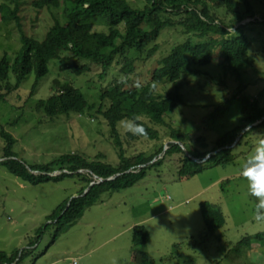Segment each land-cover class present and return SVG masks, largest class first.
<instances>
[{"label":"rangeland","instance_id":"obj_1","mask_svg":"<svg viewBox=\"0 0 264 264\" xmlns=\"http://www.w3.org/2000/svg\"><path fill=\"white\" fill-rule=\"evenodd\" d=\"M31 1L20 0L18 3L19 28L14 21L3 23L0 20V59L5 55L12 60L19 52L18 29L41 41L54 19L62 20L61 10L37 11ZM126 1L136 9H142L146 3L145 0ZM4 3L10 9L14 8V0H0V4ZM251 4L254 16L241 24H245L243 34L250 44L248 56L253 61V69L244 67L237 82L230 74L223 73L222 55L215 51L209 64L192 68L199 72L198 75L185 74L177 80L184 103L166 114L164 126L140 118L157 130L158 140H130L126 133L131 131V122L118 123L117 133L125 156L156 155L160 147L166 150L172 142L169 128L188 134L187 144L191 148L210 151L218 137L238 126L241 117L238 98L253 100L264 87V2L253 0ZM215 12L224 21L231 19L221 9ZM91 25L97 32L107 31L101 15L92 19ZM118 29L122 31L123 25ZM233 31L230 29V34ZM209 38L183 33L177 25L164 29L156 40V53L143 61L134 60L133 72L128 77L121 71L123 62L120 58L103 72L98 65L62 53L49 61L48 73L37 82L32 95L33 76H29L0 101V131L13 137L12 151L16 160L26 166L47 164L67 153L80 154L88 160L100 155L102 161L114 166L118 163L117 150L100 115L86 110L80 116L71 113L49 120L42 111L36 110V103L48 98L54 87L69 84L96 108L102 89L121 80H126L129 88L142 86L149 81L160 59L175 45L186 40L192 44L204 43ZM80 66H87L88 71L76 75L74 69ZM9 82L13 83L11 76ZM172 88L170 83L158 85L156 94L165 95ZM237 94L239 97L221 117H209L216 105ZM106 106L104 102L103 108ZM256 134H264V130L255 129L232 145L233 160L230 163L206 168L188 180L177 179L181 155L171 154L161 159L164 154L161 152L152 160L160 164L147 169L142 180L128 189L104 193L97 204L86 209L82 217L60 233L52 244L55 229H47L32 255L19 264H31L45 248L47 251L34 264H134L131 232L135 225H141L149 232L145 252L153 264H264V245L253 244L248 251L241 250L238 255L231 251L242 238L264 232V223L253 218L254 198L247 194V182L240 174L256 144ZM2 147L0 137V157ZM81 173L89 175L85 171ZM83 184L80 177H65L35 185L20 180L0 166V251L11 254L25 249L35 237V231L46 223V217L61 202L77 197ZM201 202L214 205L225 220L224 226L207 239L199 211ZM191 238L197 242L193 246L190 245ZM187 258L193 263H184Z\"/></svg>","mask_w":264,"mask_h":264},{"label":"trees","instance_id":"obj_2","mask_svg":"<svg viewBox=\"0 0 264 264\" xmlns=\"http://www.w3.org/2000/svg\"><path fill=\"white\" fill-rule=\"evenodd\" d=\"M19 1L14 0L13 9L5 3L0 4L1 22L14 21L16 26L20 27L17 16ZM251 1L253 0H145L146 3L142 9L133 8L126 0L31 1V6L37 11L61 10L62 20L54 19L41 41L26 36L18 29L21 45L19 52L12 60L5 55L0 59V101L7 94L15 91L29 76H33L30 91L32 95L37 82L47 75L49 61L57 59L65 52L76 60L100 66L103 72L120 58L123 62L121 71L125 77H128L133 72L134 60L143 61L156 53L158 49L156 40L164 29L177 25L183 33L210 38L204 43L192 44L186 40L175 45L165 57L160 59L149 81L142 86L129 88L126 80H121L112 83L110 88L102 89L99 94L100 103L96 108L89 105L83 94L69 84L54 87L48 98L36 103V110L42 111L49 120L69 116L71 113L80 116L86 110L100 115L108 126L112 144L117 150L118 163L114 166L102 161L100 155L93 160H88L76 153L63 154L47 164L26 166L16 160L12 151L15 143L13 137L3 130L0 131V137L3 140L0 157L3 160L0 166L9 174L35 185L46 181H59L65 177H80L84 183L77 197L61 202L46 217V223L35 231V237L25 249L12 251L11 254L0 251V264H19L27 256L32 255L42 234L51 227L55 230L50 244L54 243L57 236L73 226L86 209L101 200L104 193L134 186L146 176L147 169L160 164L152 160L156 155L161 154L163 151L161 147L156 151V155L125 156L116 128L119 122L126 120L131 122V131L126 133L130 140L138 138L158 140L157 130L140 118H145L153 125H165L166 114L184 103L177 86V80L181 76L198 75L199 72L192 68L209 64L215 51L222 55L220 65L223 73L230 74L237 82L244 67L253 69V61L248 56L250 44L243 34L245 24H241L243 20L254 16ZM259 1L264 2V0ZM219 9L224 11V15H230L231 19L228 22L217 16L215 10ZM99 15L107 26L106 32H97L92 29L91 21ZM262 23L264 24V20ZM120 25H123L122 31L118 29ZM230 29L234 30V36L230 34ZM87 71V66L74 69L76 75ZM10 76L13 78L12 84L9 82ZM165 83L172 84V91L165 95L156 94L158 85ZM238 97L239 94L216 105L209 117H221L231 102ZM238 100L241 104L238 126L218 137L210 151L191 148L187 144L190 138L188 134L169 128V137L172 142L168 144L161 159L171 154L181 155L177 168L178 180H188L206 168L230 163L233 160V148L230 146L243 129L248 128L242 134V139L255 129L264 130V87L257 93L255 99L249 100L240 96ZM104 102L107 106L103 108ZM256 122L259 123L254 125ZM197 140L202 139L197 138ZM173 142L181 143L186 153L192 158L186 156L185 152ZM202 146H205L204 143ZM216 150L219 151L202 163L193 160L201 161L207 154ZM30 171L38 172L39 175L34 176ZM55 171L59 172L57 176H49ZM78 171L90 172L103 180L110 177L114 179L96 183V180L91 178V174L84 175ZM91 182L95 183L88 188ZM199 211L205 227L206 239L224 226V217L214 205L201 202ZM199 239L201 240V237ZM149 240V232L143 226L132 227L131 259L134 264H153L145 252V246ZM195 243L197 242L191 238L190 245L193 246ZM253 244L261 247L264 245V232L242 238L231 251L238 255L241 250L248 251ZM45 249L35 256L31 264H34V261L47 251ZM187 262L193 263L191 258L185 259L184 263Z\"/></svg>","mask_w":264,"mask_h":264},{"label":"clouds","instance_id":"obj_3","mask_svg":"<svg viewBox=\"0 0 264 264\" xmlns=\"http://www.w3.org/2000/svg\"><path fill=\"white\" fill-rule=\"evenodd\" d=\"M256 137V144L242 165L240 174L247 182V194L254 198L253 218L258 223H264V134H256Z\"/></svg>","mask_w":264,"mask_h":264},{"label":"water","instance_id":"obj_4","mask_svg":"<svg viewBox=\"0 0 264 264\" xmlns=\"http://www.w3.org/2000/svg\"><path fill=\"white\" fill-rule=\"evenodd\" d=\"M264 119V118H263ZM260 122V121H259ZM259 122H256L254 125H257ZM246 129H248V128H246ZM246 129H243L241 132H240V134L238 135V137L236 138V140L234 141V143L233 144H235L236 143V141L237 140H239L240 138H241V136H242V134L244 133V131L246 130ZM174 144H176V145H178L181 149H182V151H184L185 152V150H184V147L182 146V144L181 143H179V142H173ZM232 144V145H233ZM232 145L230 146V147H232ZM225 148V147H224ZM165 150L163 149V151L162 152H164ZM217 151H219V150H216V151H214V152H212V153H209V154H207L206 156H205V158L203 159V160H201V161H197V160H195V159H193L195 162H198V163H202V162H204L206 159H208L211 155H213V154H215ZM185 155L186 156H188L189 158H192L190 155H188L186 152H185ZM0 162H1V160H0ZM29 170V169H28ZM79 173L80 172H83V171H78ZM89 174H91L90 172H88ZM92 175V174H91ZM50 176H55V175H50ZM117 176V175H116ZM92 178H93V180H96V183H102L103 181H109V180H112V179H114V177H110V178H108V179H105V180H103V179H101V178H97L96 176H93L92 175ZM94 183L95 182H91L90 184H89V186H88V188L89 187H91L92 185H94ZM86 191V190H85ZM68 206V203H67V205H66V207Z\"/></svg>","mask_w":264,"mask_h":264}]
</instances>
